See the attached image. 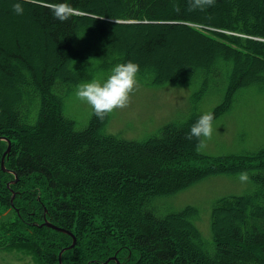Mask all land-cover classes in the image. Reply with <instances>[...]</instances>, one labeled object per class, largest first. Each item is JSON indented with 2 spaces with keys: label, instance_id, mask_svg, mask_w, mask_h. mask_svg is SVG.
Listing matches in <instances>:
<instances>
[{
  "label": "trees",
  "instance_id": "16d2710c",
  "mask_svg": "<svg viewBox=\"0 0 264 264\" xmlns=\"http://www.w3.org/2000/svg\"><path fill=\"white\" fill-rule=\"evenodd\" d=\"M17 2L23 15L13 11ZM59 2L85 15L61 23L46 7ZM177 30L206 47L167 65L155 55ZM129 31L146 38L127 46ZM129 61L147 83L196 86L187 118L144 140L107 132L109 115L93 114L78 129L67 99ZM252 86L264 90V0H216L191 12L187 0H0L3 248L38 264H264V148L210 156L185 138L206 114L197 111L203 98L219 100L208 112L215 121ZM244 171L254 187L216 200L211 237L196 208L172 211L159 201L209 176ZM47 222L72 232L76 245Z\"/></svg>",
  "mask_w": 264,
  "mask_h": 264
},
{
  "label": "rangeland",
  "instance_id": "374dc122",
  "mask_svg": "<svg viewBox=\"0 0 264 264\" xmlns=\"http://www.w3.org/2000/svg\"><path fill=\"white\" fill-rule=\"evenodd\" d=\"M126 34L130 38L124 41L127 46H137L146 38V31H129ZM201 47L206 45L188 33L177 30L168 48L158 50L155 57L167 65L177 64L182 60L179 57L181 53L187 54L185 56L189 58L196 57L197 48ZM106 79L98 77L95 81L103 83ZM137 81L138 87L130 94L128 106L109 114L107 132L128 140H144L157 134L169 122L186 119L191 112L192 95L196 91L193 84L170 82L157 85L138 77ZM75 93L66 101V114L76 120L78 129H82L88 125L93 111ZM218 101L214 96L203 98L197 111L208 113ZM212 127V137L206 141L207 147L201 153L224 156L256 152L264 148V90L254 86L242 89L232 108L213 121ZM253 187L250 179L247 183H241L238 175L217 174L193 183L172 196L160 198L159 201L164 208L172 211H180L186 206L196 208V222L207 238L212 235L211 211L216 200L224 196L245 194ZM3 247L0 240V264H38L30 256Z\"/></svg>",
  "mask_w": 264,
  "mask_h": 264
},
{
  "label": "clouds",
  "instance_id": "9594fccd",
  "mask_svg": "<svg viewBox=\"0 0 264 264\" xmlns=\"http://www.w3.org/2000/svg\"><path fill=\"white\" fill-rule=\"evenodd\" d=\"M33 4H40L41 0H26ZM188 11H203L205 8L213 7L216 0H187ZM13 11L17 15H23L24 9L22 4L17 2L13 4ZM46 7L52 13L55 20L61 23L67 22L75 15H85L79 9L72 7L67 2L47 3ZM179 12V8H176ZM139 66L131 61L126 64L116 65L111 72V75L101 83L93 80L89 83H83L77 86L76 97L87 103L93 114L101 121L106 116L113 113L117 109H124L129 104L130 94L138 87L137 73ZM214 116L212 113H206L199 117L190 131L186 134V139L191 141L196 139V151L200 152L207 147L206 141L210 140L213 133ZM241 183L249 181L247 171L238 174Z\"/></svg>",
  "mask_w": 264,
  "mask_h": 264
},
{
  "label": "water",
  "instance_id": "95a60500",
  "mask_svg": "<svg viewBox=\"0 0 264 264\" xmlns=\"http://www.w3.org/2000/svg\"><path fill=\"white\" fill-rule=\"evenodd\" d=\"M1 139H2V138H0V140H1ZM8 143H9V147H8L7 151L4 153V157H3V160H2L3 168L5 167V158H6V155L10 152V150H11V146H12L11 141H8ZM4 169H5V168H4ZM47 225L50 226V227H52V228H54V229H56V230H58V231H62V232H65V233L70 234V235L73 237V240H74V242H73V244H72V247L76 245L77 238H76V236H75L72 232H70V231H68V230H66V229H63V228L57 227V226H55L54 224H52V223H50V222H47ZM61 264H62V263H61ZM117 264H119V261H117Z\"/></svg>",
  "mask_w": 264,
  "mask_h": 264
}]
</instances>
